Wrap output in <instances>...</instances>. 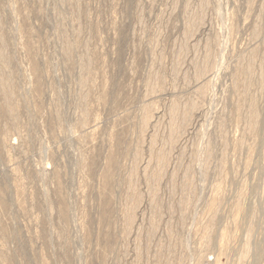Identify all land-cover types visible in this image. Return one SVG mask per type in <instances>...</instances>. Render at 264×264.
<instances>
[{
	"label": "rangeland",
	"instance_id": "obj_1",
	"mask_svg": "<svg viewBox=\"0 0 264 264\" xmlns=\"http://www.w3.org/2000/svg\"><path fill=\"white\" fill-rule=\"evenodd\" d=\"M0 264H264V0H0Z\"/></svg>",
	"mask_w": 264,
	"mask_h": 264
}]
</instances>
